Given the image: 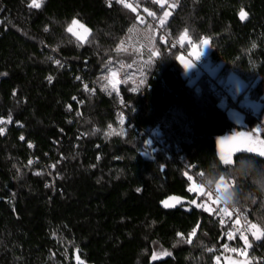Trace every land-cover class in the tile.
I'll return each instance as SVG.
<instances>
[{
    "label": "trees",
    "instance_id": "16d2710c",
    "mask_svg": "<svg viewBox=\"0 0 264 264\" xmlns=\"http://www.w3.org/2000/svg\"><path fill=\"white\" fill-rule=\"evenodd\" d=\"M29 2L0 0V264H77V250L83 264H218L217 256L219 264H264L256 262L264 239L252 237L247 256L222 250L225 226L190 203L197 194L184 175L234 180L233 204L264 227V157L243 151L224 167L216 155L219 138L251 131L260 116L247 112L248 126H236L220 106L225 94L212 89L234 72L251 96L264 94V0H168L177 6L160 32L210 37L219 70L190 85L176 59L184 50L167 51L157 36L162 56L146 67L143 85L121 84L123 103L101 77L109 58L114 67L125 61L115 49L135 14L115 0H44L40 9ZM140 4L162 15L151 0ZM73 18L91 30L82 46L65 31ZM109 124L124 134L106 135ZM170 196L181 202L163 207ZM156 247L171 255L151 260Z\"/></svg>",
    "mask_w": 264,
    "mask_h": 264
},
{
    "label": "snow or ice",
    "instance_id": "6c2138e0",
    "mask_svg": "<svg viewBox=\"0 0 264 264\" xmlns=\"http://www.w3.org/2000/svg\"><path fill=\"white\" fill-rule=\"evenodd\" d=\"M151 2L155 5H158L159 8L162 10V15L157 17V13L155 11L150 10L147 7H143L142 11L147 14V17H151L154 20H157L158 23L156 26H153V24L148 23L147 19L143 16H141L140 11L138 9L141 8L140 0H136L135 3L128 2V0H115V3L121 4L125 9L129 10L131 13L135 14V21L136 24L133 25L132 28L129 29V32H132L136 25L143 24L146 26L147 32H148V40H149V46H148V57L146 60L143 59V52L141 49L144 48V45H140V48L135 49L138 56H140L142 65L150 66L155 63V61L162 56V52L159 47L156 46V39L157 36H159V43L167 46V51L171 52L172 49L177 48L178 46L180 48H186L187 51V58L185 54L182 52L179 55L176 56V59L180 61V63L184 66L185 70L188 71L192 68L196 67V64L193 61H199L204 55L205 50L210 47L211 38L210 37H200L197 40H194L192 36L189 33V29L185 28L182 32L178 34L175 38H170V33H160V29L164 28L166 24V19L171 16L172 12L170 9H174L177 5L174 3H168V0H151ZM44 0H30L28 3V7L30 9H40L43 6ZM112 5V0H109V7ZM167 5V7H166ZM240 19L244 20L247 18V13L241 9L239 13ZM77 27L79 29H82L83 32H78L76 29ZM45 31H48L47 28H45ZM65 31L69 34H71L73 37L76 38V41L78 42V46H82L83 43L87 42L88 36L91 33V30L88 29L85 25H83L78 19L73 18L70 22V24L67 25ZM124 41L122 40L120 44L117 45L115 52L119 55L121 52H128V49L124 47ZM252 47H255V44L252 45ZM55 63L57 65L60 64L59 60H56ZM116 63L119 65V67L113 66V60L112 58H109L107 64H106V74L101 77L102 80L107 81V83L104 85V89L106 90L108 86H111L112 91L117 92V95H119L118 92V85L121 83H127L129 79H132L134 73H125L124 80H120L118 78V73L120 70L127 67L128 69H132L134 65H136L137 61L135 59L132 60L131 63L125 65L123 61H116ZM140 72L141 79L139 81L140 85H143L145 83V80L143 79L145 73L143 71V67L137 69ZM0 75H7L6 73L0 74ZM49 81H51V77L48 78ZM79 79V77H77ZM135 83V81H133ZM84 88L86 91H89L88 85H84ZM138 90L137 87H132L131 91L136 92ZM92 92H95V89L91 90ZM15 94V93H14ZM75 99V97L73 98ZM123 103V101H121ZM70 107V106H69ZM79 114V113H78ZM118 120L119 124L123 126L124 124V116L122 113L118 114ZM8 122H11V117L8 118ZM6 121L3 119H0V125L5 124ZM108 128L111 130L110 132L106 133V135H112L113 133L117 135H123V129H121L120 132H116L115 129H113V126L111 124L108 125ZM261 132V126H257L256 128L252 129L249 132H236L231 136H225L218 139L217 143L220 146V160L224 164H231V153L233 152H248V153H256L260 157H264V140L259 138V133ZM4 133V128L0 127V134ZM255 134V135H254ZM21 140L24 139L23 136L20 137ZM148 143H151L149 141ZM259 145V147H257ZM228 149V154H225V149ZM31 147V145H29ZM29 165L32 164V161L30 160ZM52 167H55L53 165ZM39 175L40 173H36ZM185 176H187V179L189 181H192V184L188 187V191L191 193H196V199H193L190 203L195 204L197 207L203 208L204 211L209 212V214H215L220 221V224L222 226H225L228 221H231L230 226L228 227L227 231L225 232V235L229 241L233 240L236 235H239V239L243 241L244 248H235L229 247V244L225 243L223 245V249L225 252L231 251L233 253H238L244 256H247V249L251 248L252 245L249 243L248 235L246 233H251L254 240L259 241L261 239H264V227H261L257 223H252L250 221H247V217L244 216V213L241 212V210L233 204L232 209H229L227 205L229 203H233V195L234 193L227 191V189L235 184L234 180H226V177L224 175H219L218 179L215 177L213 179H207L205 177V173L200 172L198 175L206 180L205 183L196 184V182L193 179V176L189 175L188 172L184 173ZM213 184L215 185V193L212 190ZM208 188L207 191H205V188ZM137 191H140V189H137ZM206 197L205 200H202L199 204H197V199L199 197ZM170 201H174L176 203L181 202V198L177 196H170L167 199L163 200L161 203L163 207L165 208H171L175 207V203H170ZM209 201L211 202V205H215L216 207H211L209 205ZM221 203H223V207H221ZM235 215V219H233V214ZM244 218L245 224L241 225V218ZM198 227V226H197ZM196 235V229H193L191 233H189L187 243L192 242V237ZM177 236L184 240V234L183 233H177ZM75 256V259L77 261V264H83V261H81L80 256L78 254ZM209 251H212V249H209ZM171 253L167 250H163L161 252H153L151 256V260L156 261L158 259H161L164 256H170ZM216 261L219 264L220 257L217 256ZM232 264H236V262H232ZM245 264H250V262H245Z\"/></svg>",
    "mask_w": 264,
    "mask_h": 264
},
{
    "label": "rangeland",
    "instance_id": "374dc122",
    "mask_svg": "<svg viewBox=\"0 0 264 264\" xmlns=\"http://www.w3.org/2000/svg\"><path fill=\"white\" fill-rule=\"evenodd\" d=\"M140 14L143 17L145 15H147L144 12L140 13ZM81 23L83 25H85L83 22H81ZM148 23L153 24L152 21L148 22ZM153 25H155V24H153ZM85 26L89 29V27L87 25H85ZM141 26H136L132 32L128 31V34L125 36L123 41L125 42L124 47L127 48L128 50H132V52H134V53H136L135 49L140 48L141 44L144 45V48L141 49V51L143 52V59L146 60L147 57H145L144 55L148 51V46H149L148 35L149 34L147 32L146 27L144 29L143 25H141ZM76 30L78 32H81V33L83 32V30L79 29L78 27ZM89 36H88V38H89ZM186 48L187 47L181 48V49H182V51L184 50L183 53L185 54V56L187 58ZM123 55H124L123 58L125 59V61L126 60L128 61L127 64L132 62L133 59L130 58L129 54H125V52H123ZM125 61H123V62L126 65ZM136 61H137L136 65H134V67L132 69H128L127 72L128 73H134L131 80L135 81V84L137 85V84H139V81L141 79L140 72L137 70L138 69L137 67H139V66H140V68L143 67V71L145 73L143 79H145L146 72H147V70H146L147 65H142L140 58L136 59ZM193 62L196 64V67L192 68L188 71H186L184 66L181 64L183 67L184 76L188 77L190 79V81H189L190 85L194 84L198 80V78H200L204 74L208 79L214 78L216 76L218 70H219L218 66L212 67L211 63H209L207 65H203L202 67H199L197 65V61H193ZM117 67H119V65H117ZM118 78L120 80H123L121 70L118 73ZM121 84L118 85V90L121 87ZM213 84H216L217 86L221 85L223 88H225L227 90V93H224L225 95L222 98V102L220 103V106L222 108H226V107L228 108L227 109V115H228L229 119L236 126H241V127H247L248 126L247 118H248V113H249L248 111H250V115L252 117L260 116L259 117V123L254 128H256L257 126H261V129L264 128V94L260 95L258 97L251 96L250 91L246 92V88H247L246 82L238 74H236L234 72H230L225 76L219 77L217 81L213 82ZM108 88L111 89V86L109 85ZM111 91H112V89H111ZM241 132H249V130L242 129ZM188 174L193 176V179L196 182V184H201V183L206 184V180H204L199 175H197V173H191L189 171ZM218 177L219 176H217L216 179H218ZM209 179H213V178H209ZM190 184H192V181H190ZM190 184H189V186H190ZM213 186H215V185L213 184ZM231 187H232V185L227 189V191L232 192ZM207 190H208V188L206 187L205 191H207ZM201 197H202V200L206 199V197H203V196H201ZM209 205L211 207H216L215 205H211L210 201H209ZM161 251L162 250L160 248L156 247L155 252H161Z\"/></svg>",
    "mask_w": 264,
    "mask_h": 264
},
{
    "label": "built area",
    "instance_id": "2783aa9c",
    "mask_svg": "<svg viewBox=\"0 0 264 264\" xmlns=\"http://www.w3.org/2000/svg\"><path fill=\"white\" fill-rule=\"evenodd\" d=\"M112 1H113V0H112ZM128 2L135 3V1H133V0H128ZM108 3H109V0H108ZM138 11H140V13H143L141 8L138 9ZM144 17L147 19V21H149V20L152 21V22L155 24V26L157 25L158 22H156V21H154V20H151L149 17H147V15H145ZM160 31H162V29H160ZM178 47H179V46H178ZM209 63L212 64V60H211V57H210V53H205V55H204L199 61H197V65H198L199 67H202L203 65H207V64H209ZM212 89H213V90L218 89V90H219L220 92H222V93H227V90H226L225 88H223L221 85H218V86H217L216 84H213V85H212ZM118 92H119V91H118ZM116 95H117V93H116ZM117 97L120 98V101H123L120 92H119V95H117ZM248 112L250 113V111H248ZM118 113L120 114L121 111L119 110ZM124 124H125V121H124ZM52 179H53V177H52ZM52 181H53V180H52ZM49 185H50V183L47 184V186H49ZM212 190H213V192L215 193V186H212ZM220 206L223 207V206H224L223 203H221ZM235 206H236V205H235ZM227 207H228L229 209H232V207H233V203H229V204L227 205ZM236 207H237V206H236ZM238 208H239V207H238ZM239 209H240V208H239ZM240 210H241V209H240ZM241 212H243V211L241 210ZM243 213H244V212H243ZM235 215H236V214L234 213V214H233V219H235ZM244 216H246L245 213H244ZM246 217H247V216H246ZM230 224H231V221H228V222L226 223V225H225L224 234H223V236H224V242H223V245H224L225 243H227V244H229V247H230V248H232V247L237 248V246H238V242L240 241V239H239V235L237 234L236 237H235L233 240H231V241H229V240L227 239L226 235H225V232L227 231V229H228V227L230 226ZM244 224H245V220H244V218L242 217V218H241V225H244ZM246 234L248 235V240H249L250 244L252 245L254 242H253V240H252V235H251V233H246ZM222 250L224 251L223 246H222ZM224 252H225V251H224ZM227 252H231V251H227ZM256 262H258V263H264V256L257 257Z\"/></svg>",
    "mask_w": 264,
    "mask_h": 264
},
{
    "label": "water",
    "instance_id": "95a60500",
    "mask_svg": "<svg viewBox=\"0 0 264 264\" xmlns=\"http://www.w3.org/2000/svg\"><path fill=\"white\" fill-rule=\"evenodd\" d=\"M212 50H213V49H211V43H210V47L207 48V49L205 50V53H211ZM236 132H237V130L234 129V130H233V133L230 134V135H227V136H231V135H233V134L236 133ZM224 137H225V136H224ZM241 152H243V151H241ZM241 152H233V153H231V159L233 160V159H234L239 153H241ZM225 154H226V155L228 154L227 146H226V149H225ZM216 155H217V158H218L219 162H220L224 167H226V166L229 165V164H224V163L220 160V146L218 145V143H216ZM146 159L149 160V161H154V160H155V156H154L153 154H148V155L146 156Z\"/></svg>",
    "mask_w": 264,
    "mask_h": 264
}]
</instances>
